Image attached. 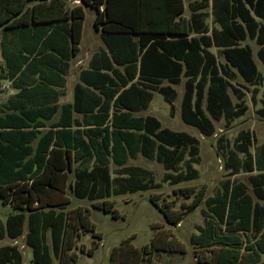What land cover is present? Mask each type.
Wrapping results in <instances>:
<instances>
[{
    "label": "trees",
    "instance_id": "obj_1",
    "mask_svg": "<svg viewBox=\"0 0 264 264\" xmlns=\"http://www.w3.org/2000/svg\"><path fill=\"white\" fill-rule=\"evenodd\" d=\"M84 4L96 10L102 46L78 71L72 100L58 104L68 60L82 38ZM209 5L212 26L204 10ZM251 38L264 68V0H81L73 6L66 0H0V87L5 82L15 90L0 103V201L13 210L0 223V237L14 239L25 227L32 263L51 264L55 258L58 264H74L77 237L91 232L87 254L100 237L87 207L68 206V188L74 198L115 217L111 194L154 186L146 169L124 165L128 157L140 154L165 170L184 162V172L166 171L162 181L194 179V162L184 156L198 154L197 138L132 112L146 109L154 92L172 109L170 84L182 80L185 124L203 135L213 133L202 109L205 96L208 112L229 125L246 109L230 98L228 89L237 98L243 95L232 80L238 75L253 85V101L256 84L264 82L246 41ZM259 112L264 115V108ZM253 139L250 130L240 129L234 148L244 155L242 171L260 202L241 183L228 181L207 198L213 221L190 236L203 250L195 254L198 264H264V146L250 152ZM110 163L117 167L113 176ZM182 191L192 197L189 209L202 198L201 188ZM149 200L168 223L180 218ZM129 237L112 246L107 264H146L155 251H183L158 231L140 247ZM0 264H21L15 244L0 246Z\"/></svg>",
    "mask_w": 264,
    "mask_h": 264
},
{
    "label": "rangeland",
    "instance_id": "obj_2",
    "mask_svg": "<svg viewBox=\"0 0 264 264\" xmlns=\"http://www.w3.org/2000/svg\"><path fill=\"white\" fill-rule=\"evenodd\" d=\"M184 1L188 3L193 0ZM79 2L81 0H66L68 6H73ZM84 9L83 36L79 44V51L71 58L69 63V71L66 75L65 84L66 94L60 99L61 103L70 100L72 86L77 81L79 69L86 64L91 53L97 50L102 42L98 33L99 28L96 27V30L94 26L95 8L84 4ZM204 10L208 13L207 22L209 26H212L214 19L211 6L209 5ZM184 13L186 15L190 14L188 7H186ZM246 41L249 42L248 44L252 48L253 58L258 65L259 71L264 74V68L255 56L257 42L252 38ZM220 60L222 61V59ZM162 84L168 83L163 81ZM232 84L243 93L241 98H237L228 89L232 102L235 103L240 100L246 106V109L241 115L233 119L229 125H225L221 115L215 119L208 112L204 96L202 109L204 115L213 126V133L211 135H203L196 127L187 125L181 120L180 100L183 93L182 80L178 84H170L175 91L172 109H170L168 103L163 100L160 94L154 92L146 109L132 112L135 116L152 115L158 119L160 127L172 131H184L197 138L198 154L196 156H193V154H186L184 156V158H189L194 162L195 178L174 185L169 184L162 181L164 172L169 171L172 174L176 171L184 172V162H180L175 169L165 170L161 163L140 154L128 157L124 165L139 166L146 169L149 174L145 175H150L154 186L111 194L108 199L112 201L113 209L116 212L115 217L110 212H103L101 209L93 207L91 201L87 199L74 198L68 188L66 190L70 198L68 206L87 207L89 210V220L93 224L94 231L100 237L98 240L96 239L98 245L93 248L91 254L86 253L93 239L91 232H83L77 237L74 264H107L110 249L122 239L130 236V243L134 247H140L149 243L155 231H158L160 235L164 233L171 236V240L181 244L183 251H155L146 264H198L195 254L201 253L203 250L190 242V236L197 234L206 220L213 221L211 211L206 209V199L219 193L226 181H228L241 183L252 199L260 202L250 190L247 180L248 173L242 171L241 162L244 159V155L235 151L234 139L240 129H248L254 135V139L250 144V152H254L259 146H264V115L259 112L260 109L264 108V82L260 81L259 84H256L257 92L254 96V101L251 98L253 85L245 83L238 75L232 80ZM10 93L11 90L7 86V83H2L0 87V102ZM229 156H232L236 163L230 164ZM232 165L237 168L235 173L232 171ZM109 168L111 176H113L117 167L110 163ZM69 178L72 179V172L69 173ZM184 187H188L189 190L193 191L201 188L202 198L190 209L188 204H190L192 197L185 195V191H182ZM173 189H175V192H172ZM150 197L156 200L157 204L166 206L167 210L172 212L173 215H180V218L175 223L165 221L162 213L149 200ZM12 212L13 210L9 202L3 204L0 201L1 224L4 223L6 215ZM24 231L25 227L23 233L14 239L5 235L0 237V246L15 244L21 254V264H34L30 260V248L24 243ZM256 239L257 237L254 241ZM47 242L49 243L48 235ZM80 247H82L81 251L79 250ZM51 264H58L57 259L52 258Z\"/></svg>",
    "mask_w": 264,
    "mask_h": 264
},
{
    "label": "crops",
    "instance_id": "obj_3",
    "mask_svg": "<svg viewBox=\"0 0 264 264\" xmlns=\"http://www.w3.org/2000/svg\"><path fill=\"white\" fill-rule=\"evenodd\" d=\"M83 6H84V5H83ZM84 19H85V18H84ZM94 26H95V29H96V25H95V24H94ZM83 27H84V22H83ZM96 30H97V29H96ZM98 33H99V36H100V30H98ZM82 36H83V29H82ZM100 38H101V37H100ZM81 40H82V38H81ZM80 42H81V41H80ZM80 42H79V44H80ZM79 44H78V51H79ZM100 46H102V43H101ZM100 46H99V47H100ZM99 47H98V48H99ZM78 51H77V52H78ZM95 51H96V50H95ZM93 52H94V51H93ZM93 52H92V53H93ZM92 53H91V54H92ZM76 54H77V53H76ZM76 54H75V55H76ZM75 55H73V56L71 55L70 59L68 60V70H67V73L64 75L65 82H64V85H63V93L58 97V104H62V103L60 102V99H61L62 97H64L65 94H66V88H65V84H66V75L68 74V71H69V63H70V60H71V58L74 57ZM90 56H91V55H90ZM90 56H89V57H90ZM88 59H89V58H88ZM88 59H87V61H88ZM87 61H86V64H87ZM86 64H85L82 68H84V67L86 66ZM82 68H80V69H82ZM80 69H79V70H80ZM77 81H78V73H77ZM77 81H76V82H77ZM76 82H75V83H76ZM3 83H5V82H3ZM75 83H74V84H75ZM1 84H2V83H1ZM74 84H73V86H74ZM7 86H8V84H7ZM73 86H72V91H71L70 100L64 101L63 103H65V102H70V101L72 100ZM8 87H9V86H8ZM9 88H10V87H9ZM10 90H11V93H10L9 95H11L12 93L15 92V90H13V89H11V88H10ZM9 95H8V96H9ZM8 96H7V97H8ZM7 97H6V98H7ZM6 98H5V99H6ZM5 99H4L2 102H4ZM2 102H0V103H2Z\"/></svg>",
    "mask_w": 264,
    "mask_h": 264
}]
</instances>
